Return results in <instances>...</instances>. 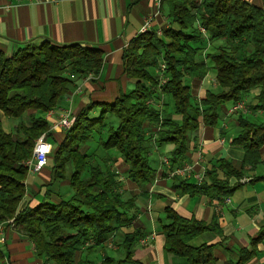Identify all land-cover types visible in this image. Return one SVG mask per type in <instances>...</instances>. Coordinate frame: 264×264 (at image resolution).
I'll return each instance as SVG.
<instances>
[{"label": "trees", "instance_id": "obj_1", "mask_svg": "<svg viewBox=\"0 0 264 264\" xmlns=\"http://www.w3.org/2000/svg\"><path fill=\"white\" fill-rule=\"evenodd\" d=\"M160 8L166 9L168 28L160 35L155 30L138 33L124 50V70L134 80L133 88L110 103H90L82 108L52 149L48 157L51 180L67 179L73 191L58 204L41 202L20 210L29 170L24 163L32 157L36 139L49 136L50 124L39 113L52 112L60 98L74 88L75 78L98 73L103 51L48 40L20 46L9 57L0 50V112L20 120L27 116V122L19 121L14 132H6L0 121V224L13 219L12 225L33 243L36 254L54 264H94L86 259L76 261V252L83 247L86 252L95 251L121 223L124 211L134 207V197L125 200L117 190L116 173L103 169L99 159L90 160L91 154L82 151L96 133L98 147L92 151L115 149L128 165L127 177L145 186L155 176L148 157V124L157 127L152 145L173 144L167 159L173 170L185 156L188 134L200 122L215 125L225 103L236 105L250 90L260 88L256 104L247 107L264 111V8L245 0H160ZM211 41L221 44L204 53ZM161 64L165 68L155 77L149 69L160 70ZM209 65L215 71L218 90H206L201 99L193 101L185 79L202 80ZM161 96L169 101L156 107L154 101ZM94 108L100 109L97 116L91 115ZM107 115L114 116L117 123L107 121ZM238 117L240 131L232 143L243 148L242 166L253 167L261 162L264 124L251 123L241 114ZM219 168L225 170L224 179L212 167L206 172L209 182L188 183L173 174V186L190 196L228 198L237 187L228 185V177L240 173L224 159H219ZM164 212L168 220L161 226L164 250L190 264L209 260L211 245L194 248L188 242L206 231L219 232L218 227L184 218L170 207ZM139 236V231L125 234L121 244L124 256L104 255L97 264L131 263ZM263 237L264 227L251 244ZM252 255L253 249L240 250L236 264H244Z\"/></svg>", "mask_w": 264, "mask_h": 264}, {"label": "crops", "instance_id": "obj_2", "mask_svg": "<svg viewBox=\"0 0 264 264\" xmlns=\"http://www.w3.org/2000/svg\"><path fill=\"white\" fill-rule=\"evenodd\" d=\"M245 1L264 8V0ZM148 17H152V30L162 31L169 26L166 9L160 8V1L157 0H0V50L6 57L20 46L43 40L58 45L79 43L103 51L98 73L75 78L74 88L61 97L49 116L39 113L50 124L49 136L44 138L52 149L64 137L63 129L55 128L53 124L62 110L76 115L90 103H110L133 88L134 80L128 78L124 70L123 54ZM216 44L220 45L221 41H211L209 47ZM208 51L207 47L204 53ZM209 66L202 80L190 79L194 84L193 88L190 87L191 94L195 90L198 99L204 96L206 90H218L215 71L212 65ZM149 70L156 77V69ZM259 91L260 88L250 90L242 100L241 111L233 112L235 104L230 102L222 105L215 125L207 126L200 122L199 127L188 134L185 156L173 170L162 164L163 158H169L173 144L152 145L157 127L148 124L145 132L151 139L148 144L149 162L154 156L156 162L153 166L150 164L155 169L154 179L145 186L127 177L128 165L120 158L118 151H100L102 168L116 173L122 198L134 197V207L124 211L121 223L108 234L100 247L90 253L86 252L85 247L79 249L75 260L86 259L97 264L104 255L122 258L124 235L139 231L140 236L132 249V262L127 264H190L184 257L164 250L161 226L168 222L164 208L170 207L184 218L213 223L219 229V232H203L188 242L194 248L211 245V258L198 264H236L242 249H253V255L244 264H264V237L251 244L264 227V145L259 148L261 162L251 167L242 166L243 148L232 143L240 131L239 114L251 123L264 124V111H251L247 107L256 104L255 97ZM164 101L166 96H161L160 104H156V107ZM95 111L96 108L92 113ZM1 115L2 112L0 119ZM109 118L107 121L113 125L117 123ZM173 118L179 117L174 115ZM105 132L106 128L102 134ZM86 148L88 145L82 151L88 154ZM219 159H224L240 173V176L231 174L228 177V185L237 186L230 197L220 199L212 194L190 196L174 188L173 172L184 165L190 166L189 172L178 176L188 183L209 182L206 172L212 167L217 168L218 177L224 179L225 170L219 168ZM51 178V160L38 171L28 170L24 181L26 194L20 203V210L41 202L58 204L72 195L67 179L59 182ZM1 233L0 264H54L38 256L33 243L13 225L4 223ZM151 233L154 239L147 245L142 244L140 239Z\"/></svg>", "mask_w": 264, "mask_h": 264}, {"label": "built area", "instance_id": "obj_3", "mask_svg": "<svg viewBox=\"0 0 264 264\" xmlns=\"http://www.w3.org/2000/svg\"><path fill=\"white\" fill-rule=\"evenodd\" d=\"M158 2L160 0H157ZM152 26V17H148L146 18L144 24L141 27L140 33L143 32H147L152 30L151 29ZM201 32H205L203 28H200ZM161 30H157L156 33L158 35L161 34ZM165 68L164 64H161L160 66V71L162 72ZM243 107V103L240 102L238 104H236L233 109H239ZM48 116L51 114V111L49 113H47ZM57 119L56 121L53 123L54 127H58L60 129H66L69 128L72 124V122L74 121V117L71 115L69 110H62L58 115H57ZM52 151V148L49 146V144L46 142L44 137L38 138L36 140L35 146L33 148V153H32V157L25 161V165L28 167L29 170H33V171H38L41 168H43L44 166L47 165L48 162V157L50 155ZM164 164L168 165V160L166 158L163 159ZM190 170V166L189 165H184L183 167H180L178 169H175L173 174H184L186 172H189ZM11 220H9L10 223ZM12 224V223H11ZM1 232V230H0ZM154 239V234L151 233L143 238L140 239V242L142 244H148V242L150 240ZM1 237H0V241H1Z\"/></svg>", "mask_w": 264, "mask_h": 264}, {"label": "rangeland", "instance_id": "obj_4", "mask_svg": "<svg viewBox=\"0 0 264 264\" xmlns=\"http://www.w3.org/2000/svg\"><path fill=\"white\" fill-rule=\"evenodd\" d=\"M206 47H207V43H206ZM209 48V50H213V46H211V47H208ZM207 49V48H206ZM156 71H158V74H157V72L155 73L154 72V74L156 75V77H159L160 76V73H161V71L159 70V69H156ZM185 82H186V84L188 85V86H190L191 88H193L194 87V84H192L191 83V80L190 79H185ZM196 87V86H195ZM63 97V96H62ZM61 99V98H60ZM167 99V98H166ZM192 99H193V101H197L198 100V97H197V95H196V91L195 90H193L192 91ZM159 101L157 102V100L156 101H154V103H155V105L157 104V105H159L160 104V99H158ZM168 100V99H167ZM169 101V100H168ZM245 105V104H244ZM245 107V106H244ZM53 110V109H52ZM241 110H243V107L242 108H239V109H233L232 108V111L234 112H236V111H241ZM99 111H100V109L99 108H96V111L94 112V113H91V115H93V116H97L98 115V113H99ZM50 112V111H49ZM49 112H47V113H49ZM59 113V112H58ZM70 113H71V111H70ZM71 115L74 117V119H75V116H74V114H72L71 113ZM2 117H1V119H2V122H1V124H2V127H3V129L5 130V131H8V130H10L11 132H14L15 130H16V125L15 124H17L19 121H23V122H27V116H25V115H23L22 117H21V120L20 119H16V118H11V117H6V116H4V115H1ZM108 117H110V118H112V117H114V116H112V115H107ZM112 116V117H111ZM58 118V117H57ZM109 118V119H110ZM1 119H0V121H1ZM115 120H116V118H115ZM6 121H8L7 123H6ZM117 121V120H116ZM74 122V121H73ZM73 122H72V124H73ZM71 124V125H72ZM13 126V127H12ZM12 127V128H11ZM71 127V126H70ZM69 127V128H70ZM66 129H68V128H66ZM63 131H65V129H63ZM96 135H97V137L99 136V134L98 133H96ZM41 137H45V135H41L39 138H41ZM97 137L95 136L94 137V139H92V140H90V141H88L85 145H88V148H86L88 151H89V153L91 154V155H89V157H90V160H93V159H99V163H100V158H99V156H98V154H100V149H97L96 150V152H93L92 150H93V148H95L96 146L98 147V145H97V143H96V141H97ZM38 139V138H37ZM36 139V140H37ZM35 143H36V141H35ZM35 143H34V146H35ZM84 145V146H85ZM34 146H33V148H34ZM83 146V147H84ZM32 153H33V151H32ZM93 154H95V155H93ZM164 159V158H163ZM29 160V159H28ZM27 161V160H26ZM94 161V160H93ZM155 162H156V156H154L153 157V159L151 160V165L153 166L154 164H155ZM105 162L103 161V164H104ZM106 165V164H105ZM117 190H119V189H117ZM120 191V190H119ZM11 221H10V223H9V220L8 221H6V222H4V223H7V224H9V225H12L11 223H13V219H10ZM4 223H1L0 224V230H1V232H2V225L4 224ZM0 232V237L2 236V233ZM2 239V238H1ZM3 241L1 240L0 241V243H2ZM145 245H147V244H145Z\"/></svg>", "mask_w": 264, "mask_h": 264}]
</instances>
